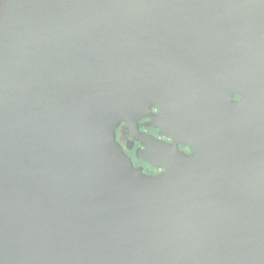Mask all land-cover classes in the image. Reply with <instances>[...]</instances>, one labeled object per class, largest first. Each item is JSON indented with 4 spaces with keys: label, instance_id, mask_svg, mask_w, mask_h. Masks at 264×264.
Wrapping results in <instances>:
<instances>
[{
    "label": "water",
    "instance_id": "1",
    "mask_svg": "<svg viewBox=\"0 0 264 264\" xmlns=\"http://www.w3.org/2000/svg\"><path fill=\"white\" fill-rule=\"evenodd\" d=\"M0 264H264V0H0Z\"/></svg>",
    "mask_w": 264,
    "mask_h": 264
},
{
    "label": "flooded vegetation",
    "instance_id": "2",
    "mask_svg": "<svg viewBox=\"0 0 264 264\" xmlns=\"http://www.w3.org/2000/svg\"><path fill=\"white\" fill-rule=\"evenodd\" d=\"M239 95H236L234 98L239 99ZM204 109L205 113L208 108V104L205 103ZM200 105L199 107L203 106ZM191 107V106H190ZM161 108L158 105H155L152 108L150 115L144 116L139 119L138 126L136 130L139 131V135L142 138L152 139L157 143L161 148L169 147L174 143V138L172 136L164 134L163 130H176L172 127H167L165 123L167 122L162 118H155L156 115H159ZM191 117L188 120V126L184 130H215L211 127L205 126L206 118L200 113H194L193 109L190 110ZM131 129L127 122H122L117 128V139L121 143L125 152L132 158L133 163L136 167H141L143 172L147 175H157L163 173L166 169L164 166H158L151 163L146 159L145 155L148 151L147 144L142 139H134L130 134ZM179 130V129H178ZM158 146V147H159ZM178 148L181 151H184L187 154H192L195 150L186 144H178ZM155 162L161 163L162 156L161 154H155Z\"/></svg>",
    "mask_w": 264,
    "mask_h": 264
}]
</instances>
